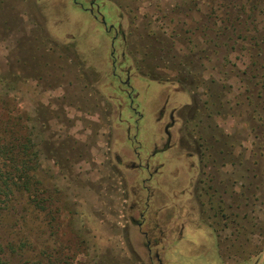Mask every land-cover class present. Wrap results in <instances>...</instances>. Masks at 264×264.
I'll return each instance as SVG.
<instances>
[{"label":"rangeland","instance_id":"rangeland-1","mask_svg":"<svg viewBox=\"0 0 264 264\" xmlns=\"http://www.w3.org/2000/svg\"><path fill=\"white\" fill-rule=\"evenodd\" d=\"M97 1L104 20L119 23L125 35L114 48L117 66L135 73L141 142L157 134L155 111L165 101L177 121L180 174L161 176L169 183L156 190L151 210L172 212L170 188L203 184L206 155L215 184L261 180L264 0ZM109 38L70 0H0V121L28 138L31 176L29 184L0 183V261L146 262L142 237L125 216L130 182L106 149L108 106L110 127L116 113L108 97L123 96L110 75ZM183 74L186 89L178 83ZM127 103L118 105L124 119L133 114ZM185 151L195 154L184 159ZM186 197L174 201L176 212H188Z\"/></svg>","mask_w":264,"mask_h":264},{"label":"flooded vegetation","instance_id":"flooded-vegetation-1","mask_svg":"<svg viewBox=\"0 0 264 264\" xmlns=\"http://www.w3.org/2000/svg\"><path fill=\"white\" fill-rule=\"evenodd\" d=\"M70 4L77 10L86 12L92 20L100 22L104 32L110 33V75L115 80L117 91L123 96L116 100L115 95L108 97V100L116 101V113L113 126L110 127L109 119L113 111L108 106L106 149L111 165L123 170L126 180L130 182L129 204L125 216L142 237L140 244L144 249L145 264H264V176L260 180L255 175L250 184L241 180L237 184H215L210 165L214 169L215 166L208 159L209 155H206L205 167H208V171L205 170L203 184L200 181H189L187 189L181 188L179 192L170 188V198L167 199H170L173 211L164 213V205L151 210L150 199L160 189L161 184L169 183L160 180L161 176L175 178L180 174L178 164L182 159L179 154H174L178 145L174 130L177 123L173 117L174 110H167L165 101L155 111L153 122L156 124L157 134L153 132L150 139L143 144L139 139L142 114L133 106L137 91L130 82L135 73L129 64L123 63L121 66L120 63L117 66L119 60L114 43L125 40L120 24L107 23L104 20L105 14L97 0H70ZM118 57L125 61L123 51ZM184 71L183 69L182 72ZM187 76L188 74H183L180 81L178 80L179 85L185 89L188 88ZM148 79L160 85L164 83L159 79ZM124 98L133 112L129 119L122 118L118 113L119 102ZM260 138L264 139L263 136ZM194 154L185 151L184 159H190ZM255 156L253 160L257 162L258 155ZM189 164L193 167L192 162ZM166 165L168 167L163 172ZM253 166L258 168L259 165ZM179 195H187L186 213L176 212L180 206L174 201L178 200Z\"/></svg>","mask_w":264,"mask_h":264},{"label":"trees","instance_id":"trees-1","mask_svg":"<svg viewBox=\"0 0 264 264\" xmlns=\"http://www.w3.org/2000/svg\"><path fill=\"white\" fill-rule=\"evenodd\" d=\"M234 6V4H233ZM230 28V27H228ZM234 32V28H230ZM237 35V34H236ZM9 119L11 117H8ZM12 122L0 121V183L1 184H29L31 176L26 172L29 163V140L24 134H20L19 138L14 136ZM58 259L49 264H58ZM0 264H7L0 261ZM24 264H29L28 260ZM34 264H48V259L39 258Z\"/></svg>","mask_w":264,"mask_h":264}]
</instances>
